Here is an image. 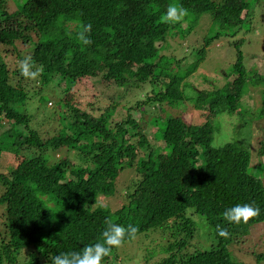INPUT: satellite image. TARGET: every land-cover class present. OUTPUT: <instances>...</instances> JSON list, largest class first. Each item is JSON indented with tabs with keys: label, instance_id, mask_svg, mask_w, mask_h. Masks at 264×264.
<instances>
[{
	"label": "trees",
	"instance_id": "obj_1",
	"mask_svg": "<svg viewBox=\"0 0 264 264\" xmlns=\"http://www.w3.org/2000/svg\"><path fill=\"white\" fill-rule=\"evenodd\" d=\"M248 1L0 0V154L6 162L16 157L26 163L0 173V264H53L56 256L102 243V233L112 223L137 228L123 243L140 234L155 237L156 244L143 250L136 264H242L238 246L250 228L264 223V177L251 172L246 145L233 141L215 147L212 138L218 115L237 119L244 113L248 77L243 40L230 44L234 60L227 74L234 79L197 91L196 97L185 95L189 72L186 77L163 75L167 55L161 52L184 21H167L170 6L186 9L185 17L193 15L195 22L208 14L225 17L222 23L242 24L244 18L235 15L247 9ZM11 3L14 11L8 9ZM89 24L85 35L91 43L86 45L79 33ZM203 51L189 65L190 72ZM26 56L32 57L35 78L21 72ZM51 82L62 103L83 98L82 83L135 93L128 100L123 94L120 103L122 95L104 92L108 104L100 105L95 92L83 104L91 122L78 108L62 111V104L51 116L56 126L35 128L26 103L45 87L51 91ZM259 86L258 115L263 117L264 86ZM190 99L207 116L199 125L178 115ZM146 107L155 111L149 120ZM135 112L140 118L135 119ZM238 120L237 128L246 124L244 118ZM153 122L149 139L144 129ZM262 143L257 154L264 159ZM125 169L129 171L121 178ZM125 178L128 188H118ZM110 197L116 198L115 209L101 204ZM238 203L260 208V215L230 223L224 212ZM218 226L228 231L227 238L218 235ZM117 249L101 264H114Z\"/></svg>",
	"mask_w": 264,
	"mask_h": 264
},
{
	"label": "rangeland",
	"instance_id": "obj_2",
	"mask_svg": "<svg viewBox=\"0 0 264 264\" xmlns=\"http://www.w3.org/2000/svg\"><path fill=\"white\" fill-rule=\"evenodd\" d=\"M246 5L247 9L241 12L238 11L235 15V17L239 19L244 18L242 24L235 22L222 23L225 17L216 16V19H214V17L210 18L208 14L201 15L197 18L196 22L194 21L195 17L193 15L189 14L185 18L183 17V24H181L179 28H175L170 34L171 37H168L166 40L167 42L164 50H162L161 53L167 55V58H164L161 67L164 69L163 75L165 76L175 74L186 77L189 72V76L184 80L187 87V89L184 88L185 95L187 96L189 93L191 94L193 92L196 97L197 91L211 90L212 87L220 88L227 84V81L231 82L234 79V76H228L227 74L231 71L234 60L230 44L237 39L243 40L241 52L244 54V65L246 66L248 77L245 95L241 100V111L244 113L240 116H236L237 119L234 118L235 116L231 117L226 114L218 115L214 119L215 132L213 133L212 145L218 147L233 141L242 142L241 145H246L251 153V172L263 178L264 165H262L260 161H264V159L258 156L257 150L260 142L263 141L262 145H264V116L259 117L258 115L263 96L259 84L262 85V87L264 86V0H249ZM8 9L14 11V4L11 3ZM190 24L192 25V29L185 32ZM172 34L174 35L172 36ZM209 38H211L210 41L206 42ZM206 43L208 45H205ZM203 47L205 51L202 52L203 54L202 58L199 60V65H197L195 70L190 72L189 65L196 61L198 54L201 55L199 51ZM254 82H256V84H254ZM56 86L55 82L49 83L47 88L51 91H46L47 89L45 87L46 90L43 89L38 92L37 95H33L31 101L26 103L27 114L34 116L32 125L35 128L37 124L38 126L41 125L44 129H46L47 126H49V128L56 126L57 123L54 121V117L51 116L57 112V109L60 110L59 107L62 106V104L64 107L62 111L67 113V109L71 108L76 110L75 112H78V108L80 111L85 112L84 120L87 121L86 118H88V121L91 122L89 111L83 104L87 103L91 95L95 92H99L98 96L101 98L100 105L108 104L105 102L107 97H105L104 92H106L107 95H122V98L118 100L120 103L122 102L121 100H123V94H125L128 100V98L135 93L132 89L125 90V88L112 87L111 85L105 86L102 84L92 89V86L82 83L78 88L83 98H77L75 102L74 98L68 97V99L62 103L61 94L58 93ZM39 88L40 85L36 89L39 90ZM140 92L141 91H139V93ZM101 93H103V95H101ZM48 101L52 103V105L49 106L46 103ZM66 105L68 106L66 107ZM180 107V111L177 113L187 124L193 123L199 125L206 120L207 116L198 109L193 99L185 101ZM148 108L150 114H152H146L149 120L151 117H154L155 111L152 110L153 107H146V110ZM169 111L175 113V110ZM205 113L208 115V112L205 111ZM120 114L116 115L119 116ZM133 115L135 119H138V117L140 118V113L138 112L133 113ZM238 118H244V120H246V124H243L241 128H237L239 124ZM78 130H81V128H76V131ZM144 132L149 139H152L155 132L154 122L153 124L148 123ZM239 135L242 136L241 140L244 141L239 139ZM4 155V153L0 154V173L8 172L12 170L13 167H22L23 164H26L16 157L6 162ZM60 162L62 163V161ZM128 171L129 170L126 169L122 171L120 173L121 178L124 176L126 177ZM123 183L124 184H121L118 188H126V186L128 188V179L126 180L125 178V182ZM2 188V185H0V193L3 191ZM101 204L108 205L112 209H115L116 198L110 197L102 199ZM120 204L121 203H118V206ZM11 214L14 216V212H11ZM203 232L207 234V230ZM155 241L156 239L153 234H140L133 240L122 243L115 254L117 260L114 264H136V259L141 255V252L152 248L156 244ZM238 247L243 252L238 256V261L242 264H264V223L250 228V235L246 236ZM258 256L262 257V259H257Z\"/></svg>",
	"mask_w": 264,
	"mask_h": 264
},
{
	"label": "clouds",
	"instance_id": "obj_3",
	"mask_svg": "<svg viewBox=\"0 0 264 264\" xmlns=\"http://www.w3.org/2000/svg\"><path fill=\"white\" fill-rule=\"evenodd\" d=\"M187 15V10L170 6L166 13L168 22H180ZM91 25H86L84 31L79 33V39L84 44L91 41L86 37L85 33L89 32ZM32 57L26 56L20 61V69L24 76L35 78L38 72L31 71ZM260 215V208L254 207L248 203H238L224 212V218L230 223H247L250 219ZM137 228L128 225L127 228L119 224H109L102 233L103 242L94 245H88L81 252L65 253L54 257L53 264H101L104 257L108 256L114 247H120L127 237L134 236ZM218 235L227 238L229 233L225 228L217 227Z\"/></svg>",
	"mask_w": 264,
	"mask_h": 264
}]
</instances>
